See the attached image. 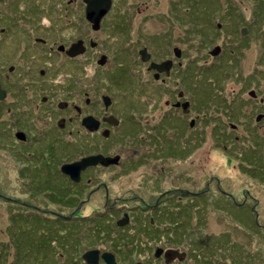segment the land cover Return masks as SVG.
I'll list each match as a JSON object with an SVG mask.
<instances>
[{
	"label": "flooded vegetation",
	"instance_id": "flooded-vegetation-1",
	"mask_svg": "<svg viewBox=\"0 0 264 264\" xmlns=\"http://www.w3.org/2000/svg\"><path fill=\"white\" fill-rule=\"evenodd\" d=\"M91 1L0 0V150L13 149L18 176L16 193L9 185L0 198L23 218L17 241L0 223V264H200L197 221L184 212L212 192L234 197L202 189L189 172L202 140L216 141L202 108L207 120L222 114L207 106L211 96L201 104V91L215 66L230 70L227 103L246 108L233 51L245 28L216 23L226 37L209 51V69L194 39L200 9L170 6L169 16L142 14L144 0ZM229 128L223 145L242 134ZM76 163L85 168L62 171Z\"/></svg>",
	"mask_w": 264,
	"mask_h": 264
},
{
	"label": "rangeland",
	"instance_id": "rangeland-1",
	"mask_svg": "<svg viewBox=\"0 0 264 264\" xmlns=\"http://www.w3.org/2000/svg\"><path fill=\"white\" fill-rule=\"evenodd\" d=\"M144 1L148 3V6H146L147 8H145V11L142 12V14H146V12L147 14H150L153 8L154 10H164L169 13V16H171L170 6L172 10H175L176 8L179 11L183 10L182 7L187 6H191L195 9L198 8L200 10L204 8V5L200 3V0H190V2L189 0H186L185 2H183V0ZM214 1L215 2L212 3L213 7L209 8L210 11L204 10L206 12V16L209 13H212L214 10H218L211 17L214 26L216 25V23H226L227 18L231 17L232 15H235L236 13H239L243 15L242 21L244 23V27L248 30V46L246 48H243L247 49L246 57L243 60V74L245 77L248 78V81L246 84V89H242L241 94L237 96L236 100L238 103L241 98H246L247 106L246 108H243V111L245 113L243 116L237 114V116L233 118L236 115L237 111L234 108V110L230 113L225 112L220 116L218 114H215L217 117L219 116L220 118L215 119L212 117L211 120L205 119L206 113L204 112L206 111L202 108L201 121L207 124L209 128L214 129L216 141L210 139L209 136L206 140H202L199 160L200 164L197 163L193 167V164H190L189 172L191 175L193 174L194 176H196L197 173L199 174L201 178L202 189L208 186L210 190H213V188H215L216 186H220L223 191L233 194V196H235L239 200L242 199V192L246 193V199L248 198V201L246 202H248L249 205H254L252 209L256 210V213L259 212V215L257 217L259 225L264 226V186H253L252 183H254L256 179L252 178L247 174V172H250L251 175L252 173L259 175L260 172H264V168L260 169V163L264 164V152L261 147L259 151V146L257 148H254L251 140L244 142V138L247 137L248 134L251 132V128L248 127L250 126V123L253 124L255 123V121H258L257 118L262 117V115H259V113L264 112V104L261 109L254 112L255 109H258V106L256 105V102L253 101L252 97L249 95L250 93H253L255 98H257V101H261L260 96H264V19L260 17V14H258L259 7L261 5L260 2H262V0ZM42 2H44V0H42ZM195 18L196 20H198V16H195ZM184 19L187 20L186 14ZM179 21L180 20L178 18L175 19V22ZM202 26H204V24H202ZM188 27H190V24L188 22H185V28ZM202 32H204V34L201 35L202 45L200 37L199 40L198 37H195L194 39L199 44V54L202 56L201 64L209 68L216 64L215 62L211 64L212 58H210L208 55L209 51L211 52L213 48L215 50L214 45L220 44L226 37V35L216 32L215 29H211V33H209V29L204 30ZM213 34H215L214 37ZM204 62H206V64H204ZM215 70L217 71V68H215ZM202 74L203 73H201V75ZM203 79L205 80V78ZM223 84L226 85V88H224L226 98L230 97V94L232 92L230 86L232 82L229 80H224L222 85ZM240 86L242 87L240 83H237L234 86V89L237 90ZM208 89L209 88H205V90L202 89L201 91V104H205V102L207 101V98L209 96ZM207 106L211 107L210 104H207ZM209 112L210 111H207V114ZM218 112L219 111H216V113ZM250 115H252L251 119L248 120L247 117ZM229 124H234L236 126V129L241 128L242 131L239 130L238 132L242 134L239 135L238 142L235 139H232L223 145L221 137L223 134H226V132L230 130ZM254 130H256L260 135H262L261 138H264V127H257L255 125ZM202 135L206 136L205 131L202 132ZM7 149L8 154L4 153L1 150L0 153L9 157L12 160V164L9 167L10 172H3L2 164L4 165V162H2L0 156V190H3L9 185H11V190L13 186L12 184H14L16 188H18V183L16 181L18 179V176L17 174H14L16 167L13 166V149L11 147H7ZM242 160L246 162L245 170H247V172L242 169L243 164L240 162ZM92 165H95V163H92ZM84 168L85 166L82 165V169ZM185 170H188L186 168V165ZM12 191L16 193L15 189H12ZM14 195L15 196H13V199L17 196L16 194ZM215 195L216 193L212 192L211 194L207 195L206 200L202 199L203 201H201L203 203L208 204V206H212L211 204L214 203L215 200H211V198L215 197ZM10 204L16 205L15 201L6 202L4 198H0V223L3 224V226L9 224L8 234L13 237L14 241H17L19 235L21 234L19 229V222H22L23 218L20 215V212L16 208H13ZM238 209L241 210L242 208L238 207ZM126 210L131 212L129 209ZM244 215L249 221L247 215ZM31 222H36V216H34V220ZM202 222L203 223L201 224L200 236L203 235L205 239H207V244H211V233L216 232V234H218L219 232L224 230V226H222V223L228 222V220L214 209V212L210 211L206 219ZM242 223L247 224L249 222ZM1 224L0 233L1 229H3V226ZM0 240L6 245L5 242L7 241L5 235L2 236ZM203 248L204 246L200 248V256L202 255L203 258H206L205 253L207 246H205L204 249ZM9 259L11 260L12 257L10 256Z\"/></svg>",
	"mask_w": 264,
	"mask_h": 264
},
{
	"label": "trees",
	"instance_id": "trees-1",
	"mask_svg": "<svg viewBox=\"0 0 264 264\" xmlns=\"http://www.w3.org/2000/svg\"><path fill=\"white\" fill-rule=\"evenodd\" d=\"M186 0H183L185 2ZM190 2V0H189ZM214 0H200V3L204 5V8L201 9L202 12L199 13L200 17V39H201V45H202V36L204 34V30L207 28L214 29V23L212 21V16L215 12L218 10H214L212 13H209L206 16L205 11H210L209 8L213 7ZM261 5L259 7L258 14H260V17L264 19V0L260 2ZM191 6L184 7L185 11L189 10ZM205 10V11H204ZM243 15L236 13L235 15H232L231 17L227 18L226 23L224 24H231L232 27H244V23L242 21ZM204 24V26H202ZM190 26H195L194 23L191 22ZM263 27H264V21H263ZM195 33H199L196 31ZM264 35V33H263ZM248 36L245 37V39L236 46V48L233 49L236 56H239L240 61L238 65L239 74L238 78L236 79V83H240L242 85V89H246V84L248 81V78L244 76L243 74V60L245 59L246 55L245 52L248 46L247 41ZM216 66L212 69V67H209V69H212V74L214 76L211 86H207L209 96H211L213 100V104H210L211 107H216L215 111H219L218 113L224 114L225 112H231L234 110V108L237 110L236 115L233 117L235 118L241 113H244L243 109H239L237 106H230L229 103H227L228 99L225 97L224 88L225 86L222 85L224 80H229L228 74L230 70L222 69L220 67L217 68V71L215 70ZM227 74V75H226ZM235 76V75H234ZM222 96V100H219V97ZM261 101L264 104V96H260ZM261 102V103H262ZM258 106V109H255L254 112L258 111L262 108L263 105H260L259 103L256 104ZM229 109V111H228ZM263 110V109H262ZM251 112V111H250ZM262 113V112H260ZM264 113V112H263ZM251 116H248V120L251 119ZM258 122L255 121V123L248 126L251 128V132L248 134L247 137H245V141H252V144L254 148H257L259 146L264 152V138H261L262 135H260L256 130H254L255 125H257ZM262 123H264V120H262ZM224 137V136H223ZM221 137V139L223 138ZM243 142V143H244ZM254 150V149H253ZM262 155V154H261ZM242 165V169L247 172L246 169V162L240 161ZM260 169L264 168V164H261ZM259 169V171H260ZM247 174L251 176L252 178L256 179L254 183H252L253 186L261 187L264 186V172H260L259 175H256L250 172ZM209 195V194H207ZM204 195V196H207ZM202 196V199L205 200L206 198ZM204 197V198H203ZM202 200V201H203ZM201 201L200 208L196 211H185L184 212V218L185 222H190L189 224H192L191 222H196L198 228H199V253L200 248L202 246H207L206 249V258H203L202 255L200 256V264H264V226H260L259 222L257 220V217L259 215V212L256 213V210L252 209L254 205H249L248 202L244 201L243 199L239 200L235 196L232 200L224 197V196H217V199L214 201L215 205L208 206V204L203 203ZM243 201L245 203H243ZM248 201V198H247ZM238 207H241L242 209H238ZM214 209L218 211L224 218L228 220V222H223L222 226H224V230L216 234V232L211 233V244H207V239L203 235L200 236V230H201V224L202 221L206 219L208 216V213L214 212ZM190 213L194 216V221H192L188 216ZM249 218V221L246 219L245 215ZM257 215V216H256ZM11 216V215H10ZM242 222H249L247 224H243ZM207 223V222H206ZM203 248V249H204Z\"/></svg>",
	"mask_w": 264,
	"mask_h": 264
},
{
	"label": "water",
	"instance_id": "water-1",
	"mask_svg": "<svg viewBox=\"0 0 264 264\" xmlns=\"http://www.w3.org/2000/svg\"><path fill=\"white\" fill-rule=\"evenodd\" d=\"M94 0H92L91 2H89V8L91 9V8H93V6H94V2H93ZM99 17H100V15H98L97 17H95V18H97V19H99ZM243 34H246L247 33V30L246 29H244L243 30V32H242ZM82 164L83 163H76V164H72V165H64L63 167H62V171H65L66 173H68L67 171H68V169H70V170H72L73 168H76V174L78 173L77 171H79V169L80 168H82ZM84 166V165H83ZM74 171H75V169H74Z\"/></svg>",
	"mask_w": 264,
	"mask_h": 264
}]
</instances>
